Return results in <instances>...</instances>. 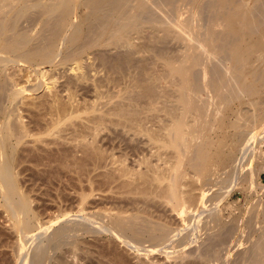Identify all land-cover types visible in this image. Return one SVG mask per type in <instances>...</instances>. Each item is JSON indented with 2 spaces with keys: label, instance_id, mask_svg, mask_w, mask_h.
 <instances>
[{
  "label": "bare ground",
  "instance_id": "6f19581e",
  "mask_svg": "<svg viewBox=\"0 0 264 264\" xmlns=\"http://www.w3.org/2000/svg\"><path fill=\"white\" fill-rule=\"evenodd\" d=\"M190 1L86 0L84 3L80 2L83 5H80L82 11L79 21L76 17L80 7L77 0H0V205L4 206L14 220L15 229L21 238L19 252L22 257H25V253L28 251L30 252L29 241L37 234L33 237L30 236L38 225L39 216L32 207L29 194L27 195L20 186L19 167L23 163L22 159L30 157L34 161L33 163L41 165L43 160L56 157L55 152H57L50 150L53 152L51 153L46 149L51 153L49 154L44 150L45 148L40 149L39 147L38 149L40 144L44 147L47 146L46 148H49L50 145L59 148L58 154L63 168L67 167H65L67 161L65 159L68 149H71L74 144L72 149L80 147L77 149H82L80 151L83 156L85 155V158L72 163L80 173L85 170L87 162L90 161L97 165V162L105 160V150L103 149V152L101 146L99 149V146L95 145V140H97L95 135L98 136L99 132L102 133L103 126L105 129L106 125H112L116 129L121 127V129H126V135L132 134L133 136H130L140 138L143 136V138L145 137L144 141L147 139L145 147L154 151L150 150L153 154L155 153L154 155L149 153L152 154V157L155 156L157 161L154 160L153 163L149 157V162L144 157L146 159L141 158L142 161L140 159L141 163L139 162L138 166L144 165L145 170H141L143 167L141 169L137 167L136 170L127 166L126 169L120 170L119 178L125 179V182L123 181L124 183L121 184L122 188H120L124 195L126 194V210H118L116 213L105 211L108 213L102 215L103 218H108L106 223L102 221V218L99 221L101 214L97 220L91 215H83V219L91 226L88 225L81 229L83 233L93 236L104 231L107 234L110 233L123 245L126 244L132 248V251L144 253L146 257L149 254L148 257H150L155 248H157V252H161L158 249L163 246L174 245L177 242L175 238L180 234L175 232L177 228L173 229L171 222L170 224L163 218V215L166 214L161 215L162 212L159 215L160 210L157 209L171 214H179V216L198 213L201 207L205 208L206 199L204 197L206 195L202 191V194H197V190H200L197 186L200 184L202 186L203 183V188L209 186L206 183L207 180L205 182L204 179L209 174L213 175L215 166L222 165L220 168L225 166L226 169L227 164L234 162L236 153L232 152V147H229L231 151L224 150L226 141L229 140L225 141L224 139L227 134L219 137H210L209 135L214 128L212 127L214 124H210L212 116H208L207 113L211 105L218 106H216V114L221 112V108L224 106L222 116L216 124L221 129L226 127H233L232 130L237 129L241 125L243 126V123L252 125L250 132L247 131L248 125H246L247 128L244 127L246 129L244 134L249 132V134H245L246 136L239 135L243 132L242 129L239 134L237 133L239 140L237 136L235 138L234 134L231 136L232 139L238 140V142L235 141L236 145L242 141L244 142L242 146L245 145V147L242 150L240 161H235V163L237 162L236 170L230 173V170L234 169V167L231 168L232 164L231 166L229 164L231 168L229 171L226 169L231 175H228L229 179L234 178L232 183H236V177L240 173L241 179L245 174L246 178L243 180L250 177L249 173L240 172L244 166V158L254 150L255 146L259 145L260 138V140L264 139V105H262L264 101L262 103L258 100L254 101V98L264 94V0H195L193 1L195 6L203 14H207L202 17L199 26H193L189 20L179 19L180 4ZM158 11L161 15H158ZM24 23L27 24L26 28H23ZM38 24L41 25L40 31L34 35L33 32L36 30L34 28ZM146 28H149L151 33L145 37ZM134 35L144 37L147 42L140 46L134 45ZM166 40L175 42L179 47L170 53L165 52L166 50L161 48V44ZM125 48H130V50L119 54L116 59H111L107 55L109 51H119ZM144 49L154 52L155 62L152 63L154 66L146 63V60L145 62L143 59L136 60V55ZM97 51L100 52L101 55L97 56H99L103 67L108 69L111 79L116 77L112 74L121 75L123 79L126 78V74L129 77L132 76L133 81L131 90L128 91L129 94L126 93L128 88L124 86L125 89H120L115 95L112 93V96L109 91L110 87L107 89L111 79L103 81L96 79V82H93L94 86L92 85L96 90L94 92H97L96 100L109 98L108 100L112 102L116 96L118 101H115L113 106L101 108L100 106L103 107L104 104L91 102L92 105L89 102L90 106L82 108L81 104V108H79L80 102L79 107H77L78 103H75L78 100L74 102L76 104L74 106L73 101L78 95L74 87L79 84L75 82V85L69 83L70 85L65 89L69 92V97H67L68 102H64L59 94L61 92L54 91L59 83L58 79L45 70L46 66H54L56 60L60 59L58 64H55L54 71L70 67L69 70L78 73L83 69L84 57L93 55ZM114 57L116 56L112 58ZM12 67L19 69L18 73L26 68V73L22 76L20 73L18 75L17 72L9 71ZM32 69L37 71L40 81L37 85L32 86L33 88H28L29 86L27 87L26 84L31 83ZM78 77L77 81L81 83L90 80L85 72L84 75ZM117 78L114 81H117ZM119 81L120 79L117 82ZM42 88L48 90L49 95H47L50 96V100L46 99L45 103V100L40 103H33V101L27 106L39 109L40 118L43 119L44 116L49 115L50 119H48V124L45 123L48 125L46 128L43 127L44 123H41L42 125L39 124L40 129H32L24 122V117L20 113L22 108L17 107V102L19 99L25 100L27 93L37 92ZM78 88L80 86L77 87V90ZM65 90L63 91L67 92ZM263 98L261 99L264 100ZM111 102L107 101L106 104L109 105ZM245 105L251 109H247V113L250 111L248 118H246L248 114L243 113L247 111ZM98 106L103 110H100ZM218 108L220 109L218 110ZM30 116L33 118V115ZM232 116L235 118L234 121L228 123V119ZM80 119L88 121L86 124H91L84 125L85 122L80 121V124L82 122L84 125H80L81 130L75 123ZM149 124H152L151 128ZM211 127L212 129H210ZM247 136H249V140L246 145L244 137L247 139ZM30 139H33L31 143L40 152L38 154L33 149L37 154L33 155L34 153L29 154V152V156L24 158L25 155L22 156L20 150ZM62 143L70 144L69 148L66 149L67 145L64 148ZM25 151L27 152L28 149ZM60 152L65 159L61 158ZM52 154H54L53 157H50ZM146 156L150 155L146 154ZM239 156H241L240 152ZM101 166L99 165V167ZM188 170L192 172V176L189 175ZM211 180L209 179L212 187L214 183L212 184ZM247 182L249 181L247 180ZM86 195L81 196L82 203L87 200L85 199ZM213 196L215 200V197L218 200L222 195L214 194ZM219 212L214 214L212 211L210 213L212 215L209 216V230H212V233L216 231V233L208 246L210 247L208 252L202 255L204 261L213 258L212 250L216 248L213 246L221 245L222 241L225 243L222 235L226 233L223 235L226 236L228 233L226 231L230 228V224L228 225V222L224 221L225 219ZM167 215L170 216V214ZM168 216L165 217L168 218ZM96 226L97 228H95ZM227 227L228 229H226ZM78 230L75 225L62 226L53 233L47 245L59 249L63 247L66 239H72L73 235L71 236V234ZM40 233L43 236L44 232ZM185 239H182L184 240L183 245ZM147 244L149 247H145ZM71 245L73 244L71 243ZM74 245L76 246V244ZM178 245L176 247L179 249L180 245ZM205 246L207 247V245ZM47 249L50 250L49 247ZM45 255L43 254V256ZM256 255V259L254 257L255 261L252 263L264 264V243L257 246ZM42 257L38 260L32 258L29 262L43 264ZM25 258L28 261L29 256ZM206 262L209 263V261Z\"/></svg>",
  "mask_w": 264,
  "mask_h": 264
},
{
  "label": "rangeland",
  "instance_id": "374dc122",
  "mask_svg": "<svg viewBox=\"0 0 264 264\" xmlns=\"http://www.w3.org/2000/svg\"><path fill=\"white\" fill-rule=\"evenodd\" d=\"M77 1H79V6H80V5H83L80 2L84 3L86 0H77ZM193 1H195V0H191L189 3H186V4H182V3L180 4L179 19L182 21L189 20L193 26H199L202 17L207 16V14H205V13L203 14V12H201L200 9H198L195 6V3ZM78 9L79 10L77 11L76 17L80 21V15H81L82 7L80 6ZM158 15H161L159 11H158ZM78 20H77V22H79ZM24 24L25 25H23V28L24 27L26 28L27 24L26 23H24ZM40 27H41L40 24L36 25V27L34 28L36 30H34V32H33L34 35H36L37 31L38 32L40 31ZM150 33H151V30L149 28H146L144 31V36L146 37ZM146 42H147V40L140 35H134L133 36V44L136 46L137 45L138 46L143 45ZM178 47H179V45H177L175 42H173L171 40H166L165 43L161 44V48L162 49L164 48L166 50V51L165 50L164 51L169 52V53L176 50ZM129 50H130V48L121 49L119 51H109V52H107V55L111 59H116L117 56H119V54L124 53L125 51L127 52ZM153 53L154 52L150 51L149 49H148V51L144 49L142 52L138 53L135 58H136V60L137 59L138 60L143 59L144 62L146 60V63L148 62V63H150L151 66H154L152 64L154 61ZM97 55H101L100 52L97 51V52L93 53V55L85 56L83 61H82L83 69L78 73L69 70L70 67H68L66 69H61V70L59 69L58 71H56V70L54 71L53 69L56 66L55 64H58L60 59L56 60L54 66H51V67L46 66L45 70L50 75H55V77L58 79L59 83H57L58 85H56V89L54 91L55 92H57V91L61 92L59 94L62 97V100L64 102H68L67 97H69L68 96L69 92L65 89L67 88L68 85H70L69 83L74 84V85H75V83H79L78 84L80 86V88H78L79 91L77 90V87H79L78 85L77 86L75 85V87H74L76 89V92H78V95L76 96L77 98H75V100L73 101V105L75 103L76 104L78 103L77 107H79V102H80L79 108H81V104H82V108H83V106L84 107L88 106V105L90 106L92 103L97 104V102H99L102 105L104 104L103 107L100 106V104H98L101 108H108V106L111 107L112 104L116 103L115 101H118L116 96H115L116 100L114 98L112 100V102L108 100L109 98H107V99L105 98V99L100 100V101L96 100L97 99L96 98L97 92L96 93L94 92L96 90L93 87L94 83L96 82V79L98 81H101V80L103 81V80L110 78L109 73L107 71L108 69L103 67L100 59L98 58L99 56H97ZM111 56L112 57L116 56V57L112 58ZM149 61H151V62H149ZM18 70L15 67H12V69L10 68L9 71L14 72V73L15 72L18 73ZM105 70H106V72H105ZM23 71H22L23 73L19 72L20 74H22V76L24 73H26V68L23 69ZM32 71H33V74H32V78H31L32 79L31 83H32L33 79H34V81H33V84H31V83H29L28 85L26 84L27 87L29 86L28 88L37 85L40 81L39 77H37V73H36L37 71H35L33 69H32ZM84 72H85V74H88V76L90 77L89 82H86V83L78 82L77 81V79L79 78L78 76L84 75ZM19 73H18V75H20ZM112 75L114 77L116 76L114 79L119 77V78H117V81H118V79H120V81L117 82L116 80L114 81V79L110 78L111 79V83H110L111 85L109 84V86H107V89L110 87L109 91H111V94L112 93H114V95L118 94L117 91L119 92L120 89L123 90V89H125V87L128 88L126 90V93L129 94V92L131 90L130 88L132 85V81H133L132 76L129 77V75L126 74L127 76L125 78L126 79V81H125V79H123L121 77V75H117V74H112ZM22 76H20L21 79H22ZM113 76H111V77L113 78ZM35 80H37V81H35ZM68 80H69V82H68ZM91 80H92V82H91ZM24 81L25 80L23 79V82ZM66 82H68V83H66ZM24 86H25V84H24ZM63 90H65L67 92H64ZM107 91L108 90H106V92ZM109 91H108V93H109ZM47 94H48V90L46 88L45 89L42 88L37 92L27 93L25 95L27 97L25 100L19 99L17 102V104H18L17 107L19 106L18 108H22L20 113L24 117L23 118L24 122L29 127H31L32 129L39 128L40 125H42L43 123H44L43 127L46 128V126H48L46 124H48V119H50V117H48L49 115H47V117L44 116L45 118H43V119L40 118L41 116H40V113L38 111L39 109L38 110H36L35 108L32 109V107L30 108L29 105L27 106V104H29V103L31 104L33 101H34L33 103H40L44 100H45L44 101V103H45V102L50 100V98H49L50 96H48L49 94L48 95ZM112 96H113V94H112ZM263 97H264V94H262L259 97L254 98V101L258 100V102L261 101L260 103H262L264 100H262L261 98H263ZM46 99H47V101H46ZM75 101H77V102H75ZM107 101L111 102V103L108 105V104H106ZM89 102L90 103L92 102V103L90 104ZM76 104L74 106H76ZM262 105H264V104H262ZM99 106H98V108H99ZM216 106L211 105L209 108V112H207L208 116H212L215 118L214 119L211 117L210 124L211 123L214 124V126L212 125V127H214V128L213 129H212V127L210 128V129H212V131H211L212 133H209V135H210V137H219V136H225L227 134L226 137H224V139H225V141L227 139H229V140L226 141L227 144H225V147L227 149L224 148V150L228 152V151H231V149H232V152L236 153L237 158H239V160H237L236 154H234L235 155L234 159H233L234 162L232 161L234 163V165L231 162V164H232L231 168L234 167V169L232 171L230 170V173H231V172H234V170H236L237 166H235V165L237 164V162L235 163V161H240V158L242 157V150L245 147V145L242 146L243 145L242 143H244L242 141H240L241 143L236 145V143L239 140V135L242 136L244 134V132H246L245 131L246 129H244V127H246V125H248L247 127L249 128V130H248V128L246 127L247 131L250 132L252 129V125L243 123V126L242 125L240 126L242 128L238 127L237 129L234 128L232 130L233 127H226L224 129H221L216 124H217L218 119L222 116L224 106L221 108V112H219L220 114L219 113L216 114L217 107H218V106L217 107ZM245 107H246V109H245ZM245 107H243L245 110L250 109V108H247L246 105H245ZM263 108H264V106H263ZM219 109L220 108H218V110ZM244 109H243V111H244ZM100 110H103V109H100ZM247 112H248V110L243 112V113L248 114V115H246L247 116L246 118L249 117L250 111H249V113H247ZM30 115H33V118ZM217 115H218V117H216ZM83 117H84V115H83ZM38 119H42V120L40 121ZM84 119H86V118L84 117ZM233 119H235L234 116L230 117L228 119V123L231 121H234ZM244 120L246 122V119H244ZM244 120H243V122H244ZM80 121H83V120L80 119V120L76 121L75 123H76V125H78L79 129L81 128V130H82L81 126L91 124V123L86 124L88 121L85 120V121H83V122H85V124L82 125L83 123L81 122V124H80ZM49 123H50V120H49ZM244 124H245V126H244ZM150 126L152 127V124H149V127ZM249 126H251V127H249ZM103 127H104V131H103ZM103 127H102V133L99 132L98 136H97V134L95 135V138H97V140H95V145L97 147L99 146L98 147L99 149L101 146L102 150L103 149L105 150V152L103 150V152L105 153V156H104L105 160L103 159V162L102 161L97 162L98 163L97 165H95L96 163H92L90 161L87 162L88 165L85 167V170L83 172H80V173L77 171L76 168H74L72 163H74L75 161H82V159L85 158L84 157L85 155L83 156L82 151H80L82 149H77L80 147L72 149V147H74L75 144H74V146L73 145L71 146V149H72L71 150L69 148L70 144L67 145V143H66V145H67L66 146V145H64V143H62L64 145V148H65V146H66V149L69 148L68 152H67L66 159L63 157V155H61L62 153L60 152L61 158L63 157L65 159V161L66 160L68 161V162L66 161V163H65L66 164L65 167L67 166L66 168L61 167L62 164H60V163L62 161H60V156L58 154L59 148L57 146L52 145V147H53L52 148L50 145L49 148H46L47 146L44 147V145H41V144L38 145V149H39V147H40V149L45 148L44 150L47 149L51 153H53L54 151H57V152H55L56 157H53L54 154H52L50 157H53V159H48V160L45 159L41 162L42 163L41 165H37L36 163H33L34 161L31 160L30 157L26 158V156H29V154H33L34 151L37 152L38 154L40 152V151L36 150L37 148L35 147V145L33 143H31L33 141V139H30L31 140V141L29 140L30 143L28 142L26 145L21 147L20 154L22 156L25 155L24 158H26V159H22L23 163L21 162L22 164L19 167V169H20V182H21L20 186L24 191H26L27 195L29 194L28 196H30V198L32 200V207L35 209V211L38 213V216H39L38 225H36L35 231L31 234L32 236H30V237H33V235L35 236L36 234L38 236L36 235L35 237H33V239H30L31 241H29L30 252L28 251L29 254H28V252L25 253V255H26L25 257L29 256V259L27 261V258L22 257L20 255V252H19V247L21 244V238L15 229L14 220L11 217L10 213H8L6 211L4 206L0 205V264H28V263L31 264V262H29V261H31L32 258H34L35 260H38L43 256V254L45 255L46 252H47V254L42 257L43 264H60V263L61 264H186V263L187 264H198V263L199 264L200 263L201 264H240V263L241 264H253L254 263V261L257 257V255H256L257 254V246L264 243V143H263L264 139L260 140L261 139L260 138L258 141L259 145L255 146L254 150L251 151L252 153L250 152L249 155L244 158V161H243L244 166L242 167L240 172H247L250 174V177L247 179L249 182H247V180H243L246 178L245 174L242 175L243 179H241V177H240L241 173H240V175L239 174L237 175V177L239 176L240 179H238L239 177L238 178L236 177V180L238 182L236 181V183H232V180L234 178L229 179L228 175L229 176H231V175L229 172H227V171H229V168H230L229 164L230 163L226 165L227 171L225 169V166H223V168H220L222 165H220V166L218 165V166H215L216 167L215 170H217V171L212 170L214 172V173L211 172L213 175L209 174V176H208L209 178L207 177L206 179H204V181L207 180V182L206 181L205 182L209 186L203 188L204 183L202 186L200 184L199 185L200 187L197 186L198 188H200V190H197L196 193L202 194L201 193V191H202L203 194L206 195L204 197L206 199L205 208L201 207L200 211L198 213H190L187 215L181 214L180 216H179V214H171L169 212H164L161 209H157L158 211L160 210L159 212L155 210V212H158V214L159 213L161 214L162 212L163 213L161 215L166 214V215H163L164 216L163 218L166 219L169 223L170 222L172 223V224L171 223L170 224L173 227V229H175V228L178 229V230L177 229L175 230V232L177 231L178 234L180 233L177 236V238L179 237V239H181V237H182V239H185L187 236H188V238L185 239L184 245H183L184 240H182V239L179 240V239L175 238L177 240V242H175L176 240L174 241L175 243L172 242V243H174V245L169 244L170 246L165 245L162 247L163 249L162 248L158 249V251H161L162 253L157 252L156 251L157 248H155L154 253H151L150 257H148L150 254L146 257V255L144 253L141 254V252L139 253L135 250L132 251L131 250L132 248H130L126 244L123 245V243L121 241L113 238V235L110 233L107 234V232L104 231L102 233L100 232V233L96 234V236L95 235L93 236V235H87V234L83 233V231H81V229H84L86 226H88V225L91 226L90 223H88L86 220L83 219V217H82L83 215H89V216L91 215V217H94V219L96 218V220H97V219H99L100 214L105 215L106 213H108V212L105 213V211H109L110 213H116V212H118V210L119 211L126 210V196H125L126 194L124 195L123 190H121V188H122L121 184L123 181L125 182V179L119 178L120 172H121L120 170L126 169V166L131 167L132 169H136V170L138 168L141 169L143 167L141 170H145L144 165L141 167L138 166V165H140L139 162H140L141 158L142 159L147 158V160H148V158L150 157L149 160L150 161L152 160L153 163L155 161H157V158L155 156H153V157L151 156L153 154L152 152H154V151L151 148L149 149L148 147H145L146 146L145 143L147 140V139H145V141H144L145 137L144 138H143V136L141 138L137 137V136L132 137L133 136L132 134L126 135L127 134L125 132L126 129H121V127H119L121 130L119 128L116 129V127L114 128L112 125H110V126L106 125V129H105V126H103ZM218 127L220 128V130H218L219 129ZM241 129L243 132H241ZM122 130H124L123 131L124 134H123ZM118 132H119V134H117ZM239 132H241L242 134L241 133L239 134ZM249 132L247 134H249ZM237 133L239 134L238 136H237ZM233 134L235 135V138L238 137L237 138L238 140L232 139L231 136H233ZM245 134H244V136L247 135V134L246 135ZM130 135H132V136H130ZM249 136H247V139H245V137H244L245 144H246V142H248ZM134 138H136V139H134ZM242 138H240V140H243ZM132 139H133V141H131ZM137 140H139V141H137ZM97 141H98V143H97ZM235 141H237V142L235 143ZM230 146L232 147L231 149L229 148ZM236 146L238 149L235 148ZM27 149H28V151L26 152L25 150H27ZM33 149H34V151H33ZM29 150H31V151H29ZM50 150H52V151L54 150V151L52 152ZM237 151H238V153H237ZM149 152L152 154H150ZM239 152H240L241 156H239ZM37 153H34L33 155H36ZM51 153H49V154H51ZM77 154H78V156H77ZM108 154H109V156H108ZM146 154L147 155L149 154L150 156H146ZM144 157H146V158H144ZM79 159H81V160H79ZM142 159H141V161H142ZM72 160H74V161H72ZM107 160H108V162H107ZM124 160H127V161H124ZM231 164H230V166H231ZM99 165L100 166L102 165V166L99 167ZM95 166H97V167H95ZM69 167L71 170L69 169ZM188 172L190 173L189 175H191L192 172H190V170H188ZM232 174H234V173H232ZM209 179H212L211 180L212 184L214 183V185L212 187H211ZM214 179H216L215 182H214ZM219 187H221V188H219ZM227 190H229V191H227ZM206 191H207V193H205ZM83 193H86L88 195L87 196L86 194H84V195H86L85 199H87L84 201L85 203H82V197L84 196ZM212 194L213 195L214 194L222 195V196H220L221 198H218V200H217V197H215L217 200L216 201ZM81 203L85 204V205H82ZM82 208L84 209V211H82L83 210ZM212 208H214V209H212ZM219 210H220V212H219ZM212 211L214 212V214H216V213L218 214V212H219L221 214V217L225 219V220L224 219H222V220H224L225 222L227 221L228 225L230 224L229 225L230 231L227 227L226 228V229H228L226 231V232H228L227 235L223 236L226 233H224L222 235V238L225 239V243H224V241H222L221 245L213 246V248L216 247L215 249L212 250L213 251V258L210 260L208 259V260L204 261L202 258V255H204L206 252H208V249L210 248L208 246H209L210 242H212L213 236L216 233V231H213V233H214L213 234L211 232L212 230H209L210 229V224H208L210 221L209 216L212 215V214H210V213H212ZM167 214H170L171 218H169L170 216H168ZM103 215L100 217L99 221H101V218H102V221H105V223H106L108 218H103ZM165 216H168L169 219L166 218ZM10 219L12 220V222ZM73 225H75L76 229L77 230L79 229L78 232H80V233H78L76 231V233L74 232L71 234V236L73 235L72 236L73 238L75 237L74 238L75 240L73 238L72 239H69V238L66 239L67 243L65 242L63 247H60L59 249L52 248L50 245L49 246L47 245L48 241L51 240L50 238L56 230H58L62 226H73ZM95 228H97V226ZM40 232H44V233L46 232V234L42 233L43 234V236H42ZM211 234H213V235H211ZM39 235H41L42 237L41 236L39 237ZM78 235H79V237H78ZM180 235H181V237H180ZM183 237H185V238H183ZM15 240H17V241H15ZM178 240L182 241V242H179ZM25 241H27V240H25ZM75 241H76V243H75ZM118 241L121 243H119ZM178 242L180 243L179 249L176 247L178 245ZM71 243L73 245H71ZM74 244H76V246ZM77 245H78V247H77ZM205 245H207V247ZM47 246L50 248V250L47 249L48 248ZM146 246L149 247L148 244L145 245V247ZM37 248H38V250H37ZM204 248H207V249H204ZM197 251H198V253H197ZM191 253H192V255H191ZM255 255H256V257H255ZM35 256H36V258H35ZM179 256H180V258H179ZM254 257H255V259H254ZM23 258H25L24 261H23ZM33 261H32V263H33ZM206 261H209V263Z\"/></svg>",
  "mask_w": 264,
  "mask_h": 264
}]
</instances>
